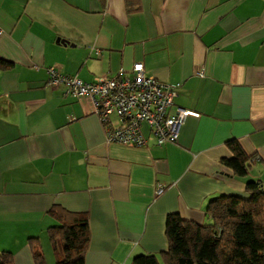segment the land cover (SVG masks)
I'll use <instances>...</instances> for the list:
<instances>
[{
  "label": "crops",
  "instance_id": "1",
  "mask_svg": "<svg viewBox=\"0 0 264 264\" xmlns=\"http://www.w3.org/2000/svg\"><path fill=\"white\" fill-rule=\"evenodd\" d=\"M140 3L0 0V58L12 64L0 69V250L14 264H34L29 237L55 264L54 205L86 212L84 264H129L167 249V214L210 223V199L264 186V0ZM136 62L179 84L169 111L190 114L175 142L157 144L143 124L144 146L108 143L96 114L47 83L48 67L92 81ZM229 139L260 157L244 176L221 161Z\"/></svg>",
  "mask_w": 264,
  "mask_h": 264
},
{
  "label": "trees",
  "instance_id": "2",
  "mask_svg": "<svg viewBox=\"0 0 264 264\" xmlns=\"http://www.w3.org/2000/svg\"><path fill=\"white\" fill-rule=\"evenodd\" d=\"M128 12L141 8L140 0H124ZM0 58V69L11 67ZM226 145L232 152L221 161L233 175L247 174L255 154H246L236 139ZM246 195L220 194L208 202L210 223H198L173 212L165 218L167 249L159 254H141L129 264H264V186L247 180ZM49 214L57 221L47 228L56 253L55 264H84L90 241L86 212L69 211L54 205ZM34 264H47L38 237H29ZM0 264H14L13 254L0 250Z\"/></svg>",
  "mask_w": 264,
  "mask_h": 264
},
{
  "label": "built area",
  "instance_id": "3",
  "mask_svg": "<svg viewBox=\"0 0 264 264\" xmlns=\"http://www.w3.org/2000/svg\"><path fill=\"white\" fill-rule=\"evenodd\" d=\"M47 74L50 86L64 85L66 94L82 101L86 112L98 116L108 143L144 146L143 124L148 126L157 144L175 142L181 124L190 114L180 106L169 111L179 84L164 83L146 75L142 62L134 63L129 71L121 69L116 76H96L92 81L63 74L54 67H48ZM113 116L121 123L112 124ZM254 160L259 161L260 157L255 156ZM157 192H162V188Z\"/></svg>",
  "mask_w": 264,
  "mask_h": 264
}]
</instances>
